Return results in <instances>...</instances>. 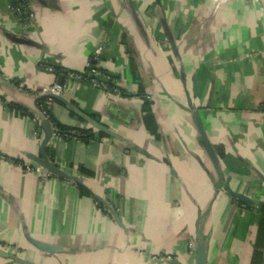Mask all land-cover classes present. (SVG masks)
I'll return each instance as SVG.
<instances>
[{
    "label": "crops",
    "instance_id": "crops-1",
    "mask_svg": "<svg viewBox=\"0 0 264 264\" xmlns=\"http://www.w3.org/2000/svg\"><path fill=\"white\" fill-rule=\"evenodd\" d=\"M12 1L0 0V153L33 171L0 159V247L37 264H195L201 235L205 264H251L264 203L261 1L29 0L31 25ZM98 45L123 97L61 73L85 71ZM60 76L67 103L44 101L51 117L104 135H52L49 158L80 183L43 178L28 158L40 155L41 91Z\"/></svg>",
    "mask_w": 264,
    "mask_h": 264
},
{
    "label": "built area",
    "instance_id": "built-area-1",
    "mask_svg": "<svg viewBox=\"0 0 264 264\" xmlns=\"http://www.w3.org/2000/svg\"><path fill=\"white\" fill-rule=\"evenodd\" d=\"M261 1V7L264 10V0ZM11 8L13 12L16 14V16L23 21L25 25H31L35 18V13L33 11V8L30 4L29 0H13ZM103 46L98 45L92 55V58L89 59L86 63L85 71H73V70H65L61 73L63 74V77L67 78L68 80H74V81H83L87 84H89L92 87L98 88L101 91L105 92L107 95H110L111 97H123L125 91L122 90L119 86L116 84V80L106 71L101 70L97 65V61L100 58V54L102 53ZM39 66L51 73L57 74L59 70L56 69V67L53 64H49L47 62H44L40 60L38 62ZM67 86L65 83H57L52 82L51 84L45 86L42 89V94H64V91L66 90ZM147 97V96H146ZM149 97V96H148ZM38 110H37V117L38 121L40 119V116L46 117L49 119V111L44 108L42 104H37ZM40 115V116H39ZM53 128V134L57 130L53 124L51 123ZM57 134L63 136L64 138H70V139H80L76 135L75 130H69L68 132H65L63 134H60L57 132ZM0 159L5 160L7 163H12L18 167H24L26 171H33V167L28 162H22L17 159L9 158L6 156H3V154L0 153ZM40 174L43 175V178L51 177L53 174H51L49 171L43 169ZM152 259L155 260H165L169 259L167 256H154Z\"/></svg>",
    "mask_w": 264,
    "mask_h": 264
},
{
    "label": "water",
    "instance_id": "water-1",
    "mask_svg": "<svg viewBox=\"0 0 264 264\" xmlns=\"http://www.w3.org/2000/svg\"><path fill=\"white\" fill-rule=\"evenodd\" d=\"M57 83H59V84L62 83L61 76L58 78ZM45 96L50 97L52 99H55V100H57L61 103H64V104L67 103V100L63 97V94L58 95V94H50L49 93V94H46ZM39 123H40L41 129H42V138L40 141V155L38 156V155H34V154H28V158L30 160L36 162L43 169L49 171L51 174H53L55 176L80 183L81 179L68 174L63 169H61L59 166H57L53 160H51L49 158V156L47 154V149H48V143L51 140V137L53 135V128H52L50 120L46 117L40 116ZM197 124H198V127L201 129L200 124L199 123H197ZM96 126H98V125H96ZM98 128L105 130L104 128H102L100 126H98ZM227 189H228L230 194H232L234 197L238 198L239 200L246 202V203H251V199L248 198L247 196H245L244 194L231 191L228 187H227ZM98 200H100V202L103 204L104 207L109 209V211L111 212V214L115 218L116 222H118V216H117L116 212L114 211V209L105 200H103L101 198H98ZM262 204H264V203H262ZM26 238H27L28 242L34 248H36L39 251H42L45 253H55L57 251V247L54 244L34 239L33 237H31L29 235L26 236ZM206 252H207V241L204 238H202V236L200 235V237H198V239H197L196 244L194 245L195 264H205L206 263ZM0 255L11 257L12 259L19 262L20 264H37V263L30 261V260H27L21 256H16L13 253L5 252L2 247H0Z\"/></svg>",
    "mask_w": 264,
    "mask_h": 264
},
{
    "label": "trees",
    "instance_id": "trees-1",
    "mask_svg": "<svg viewBox=\"0 0 264 264\" xmlns=\"http://www.w3.org/2000/svg\"><path fill=\"white\" fill-rule=\"evenodd\" d=\"M55 67L57 70H59V68L57 66H55ZM47 99L53 100L50 97L43 96V97H40L38 99L37 103L42 104L44 106V101H46ZM44 108H45V106H44ZM49 120L53 124V126L57 129L58 133L63 134L65 132H68L69 130H75L78 138L83 139L84 141L89 140L94 135L97 138L104 136L102 133H97V134L93 133L89 129L71 128V127L59 125L51 117V114H49ZM145 122H146V125L149 127V129H151V131L155 132V130H154L155 124H154L153 119L151 117H146ZM260 211H261V217H260L259 222H258L251 264H260L261 259H262V250L264 247V204L261 205Z\"/></svg>",
    "mask_w": 264,
    "mask_h": 264
}]
</instances>
